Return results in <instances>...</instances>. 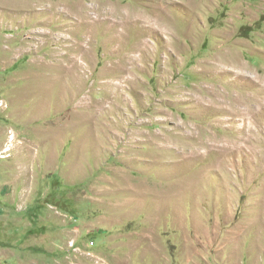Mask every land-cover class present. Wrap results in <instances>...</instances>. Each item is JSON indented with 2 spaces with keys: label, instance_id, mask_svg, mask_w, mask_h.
Wrapping results in <instances>:
<instances>
[{
  "label": "rangeland",
  "instance_id": "obj_1",
  "mask_svg": "<svg viewBox=\"0 0 264 264\" xmlns=\"http://www.w3.org/2000/svg\"><path fill=\"white\" fill-rule=\"evenodd\" d=\"M0 264H264V0H0Z\"/></svg>",
  "mask_w": 264,
  "mask_h": 264
},
{
  "label": "bare ground",
  "instance_id": "obj_2",
  "mask_svg": "<svg viewBox=\"0 0 264 264\" xmlns=\"http://www.w3.org/2000/svg\"><path fill=\"white\" fill-rule=\"evenodd\" d=\"M236 63H237V61H236Z\"/></svg>",
  "mask_w": 264,
  "mask_h": 264
}]
</instances>
